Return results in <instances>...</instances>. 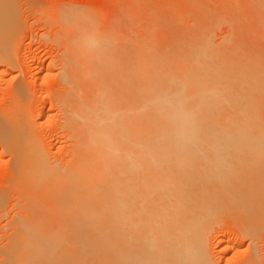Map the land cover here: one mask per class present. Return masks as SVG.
Listing matches in <instances>:
<instances>
[{
    "label": "bare ground",
    "instance_id": "1",
    "mask_svg": "<svg viewBox=\"0 0 264 264\" xmlns=\"http://www.w3.org/2000/svg\"><path fill=\"white\" fill-rule=\"evenodd\" d=\"M1 1L0 72L18 26L11 1ZM126 4L140 19L123 36L60 21V88L50 101L59 158L37 140L19 84L0 113L5 179L21 209L0 228L12 226L0 234V264H218L213 252L224 264H260L264 0ZM241 35L262 50L238 46ZM223 225L239 241L212 251Z\"/></svg>",
    "mask_w": 264,
    "mask_h": 264
},
{
    "label": "rangeland",
    "instance_id": "2",
    "mask_svg": "<svg viewBox=\"0 0 264 264\" xmlns=\"http://www.w3.org/2000/svg\"><path fill=\"white\" fill-rule=\"evenodd\" d=\"M8 1H11L13 7H15V11L14 9L12 11H14L13 13L16 12L14 15L17 14L15 23H17L18 26H16L17 29H15V34L12 37L13 40H11V42L9 43V48L11 49V53L9 52L11 56H9L11 57V60H9L8 58V61H10L11 64L7 62H2L3 64H1V66L3 65L4 68H6V66H4L6 64L8 69L3 68L2 70L4 71L0 72V113H5V106L8 105L7 103L11 101L12 95L14 94L12 90L14 86L17 85L16 87L19 88L20 85V88L22 87L24 90L23 92H25L24 94L27 100V103H24L27 104L28 112L34 119V133L37 132V140L43 141L42 143L45 144L43 145V148L46 150V152H48V154H50V158L56 160L60 157L59 154H61V152H63V150L65 149H62L64 147V144L59 141V132L58 130L56 131V125L58 122L57 120L59 119L58 113L55 108V110L51 109L50 106V101H52V98L56 93L55 90H58L60 88L59 68L62 52L61 48L63 46V40L58 39L62 38V23L60 21L70 22L75 21V18L82 25H88L90 23L95 24L96 26L94 27H96L98 31L100 30V32L105 31L106 33V29L108 28L107 30H113L114 32L123 36L122 28H124V26L125 28H127L128 26L134 27L139 21L140 16L136 14H128L129 10L126 9L127 0H7V3ZM230 16L233 17V15L231 14H228L227 17ZM226 22L228 23L230 21H228L226 18ZM227 23L225 25L222 24L223 26L219 25L220 27L212 30L215 39H221V37H224L226 34H228L229 27H227ZM238 39V42L241 44L239 45L237 43L238 46L243 47V45L246 44L244 46L246 47V49L252 47V45L256 47L257 42H252V44L249 38L244 35H241ZM248 41L250 42V44ZM242 42L244 44H242ZM243 49L246 50L245 48ZM256 49L262 50L261 46L256 47ZM12 66L15 69H13ZM46 115L47 117H45ZM2 145L3 143H1L0 141V193H2L1 195L5 194L4 196L7 203L5 202L4 210L2 213H0V216H3L2 214L5 213L4 217H6H1L0 228L3 226V223H6L8 216L9 219H12L13 217L18 216L19 211H21L19 206L14 207V205L12 204H15V192H13L10 184L5 179L8 172L7 167L10 164V157L7 153V150ZM7 186L8 188L10 187V189H8ZM7 196H9L10 198ZM13 196L14 198H12ZM17 207L19 208V210ZM15 209L18 210V212L13 211ZM11 212H14L15 215L14 213H12L11 215ZM23 212L24 211H22L21 214H23ZM10 215L12 216V218H10ZM9 222L10 220L8 221V223ZM8 225H10V223ZM8 225H6V227ZM228 226L225 225L224 227L223 225V230H221V228L218 231L215 240L212 241V244L214 246H216L217 244L219 246L218 241L221 240L229 241L230 239V241H232L236 239V242L239 241L238 236H236V234L233 233L232 230H230L231 226ZM11 229L12 226H8L5 231L7 232V230L10 231ZM2 230H0V234L5 233V231ZM261 239L262 240L260 241H262L261 244L263 245L260 244V248L263 249L264 234L262 235ZM217 248V246L214 247L212 251H217ZM244 248L245 246H242V249L240 248V251H244ZM231 251L229 252V254H233L231 253ZM216 254L217 253L214 254L213 252V255L215 257L214 259L219 260H217L218 264H224V262L222 261L224 259V256L222 255L223 257H220L217 254L219 256L218 257L216 256ZM229 254H225V257H228ZM260 264H264V256Z\"/></svg>",
    "mask_w": 264,
    "mask_h": 264
}]
</instances>
